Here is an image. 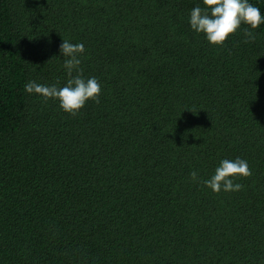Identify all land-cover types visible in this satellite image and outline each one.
<instances>
[{
    "label": "trees",
    "instance_id": "16d2710c",
    "mask_svg": "<svg viewBox=\"0 0 264 264\" xmlns=\"http://www.w3.org/2000/svg\"><path fill=\"white\" fill-rule=\"evenodd\" d=\"M197 2L0 0V264H264V24L212 46ZM62 38L102 84L76 115L23 87ZM237 156L240 191L189 176Z\"/></svg>",
    "mask_w": 264,
    "mask_h": 264
},
{
    "label": "clouds",
    "instance_id": "9594fccd",
    "mask_svg": "<svg viewBox=\"0 0 264 264\" xmlns=\"http://www.w3.org/2000/svg\"><path fill=\"white\" fill-rule=\"evenodd\" d=\"M188 24L192 31L202 34L210 45L222 47L237 31H243L245 43L254 41L255 34L250 29L264 24V13L250 0H198L188 12ZM242 25L247 27L242 28ZM59 52L64 57L66 81L59 85L28 80L23 86L24 91L43 99H53L65 113L76 115L88 101L99 103L102 84L95 76L83 75L80 67L85 52L83 42L62 38ZM250 175L248 161L239 156L221 158L207 178L202 179L196 169L189 173L193 182H202L215 193L240 191L243 185L238 178Z\"/></svg>",
    "mask_w": 264,
    "mask_h": 264
}]
</instances>
